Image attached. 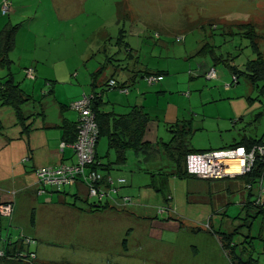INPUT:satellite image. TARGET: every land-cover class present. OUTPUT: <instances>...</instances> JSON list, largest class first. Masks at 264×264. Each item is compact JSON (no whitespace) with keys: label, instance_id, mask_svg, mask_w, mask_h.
<instances>
[{"label":"crops","instance_id":"obj_1","mask_svg":"<svg viewBox=\"0 0 264 264\" xmlns=\"http://www.w3.org/2000/svg\"><path fill=\"white\" fill-rule=\"evenodd\" d=\"M4 1L10 3L9 11L5 14L1 12V5ZM88 2L89 0L84 2L81 0H0V31L14 27L12 46L5 53L8 63L5 64V61H1L3 56L0 58V78L11 75L13 81L18 83L26 94L33 97L32 101L26 102L22 106L24 116L29 117L25 121V124L29 125L28 131L22 130V127L17 124L11 109L0 107V205L12 202V213L8 216L10 223L14 222L13 217L16 218L14 211L17 204L14 202V198H21L22 201H25V199L32 200V198H42L47 195H38L35 192L34 170L36 168L74 162L75 156L69 146L71 142L68 140L72 138L70 126L76 125L77 114L69 110L67 102L78 99L82 93L94 92L99 93L97 95L99 99L97 111L107 114L110 118L108 133L114 132L120 136L119 128L115 131L110 130L112 118L131 117L130 111L133 107H141L149 119L143 139L150 142L151 147L137 153L132 149H126L124 163H115V149L108 144V137L104 132L97 140L95 151L99 162V171L113 180L124 179L127 183L126 186L133 194L132 196L136 198V204L133 207L122 208L119 200L120 195H117L115 198L118 199L116 202L119 205H112L110 200L111 209L105 210L106 213L100 216L101 219L107 221L110 227L115 224L113 228L118 230L116 237L120 238V231L122 232L128 227L126 220H123L125 221L123 224L120 223L125 218L122 215L126 216V213H122L121 210L129 209L128 211L137 213L143 222L138 226L140 233H148L152 229L151 241L136 242L138 246L136 254L143 257L145 261L151 259L156 262V260L145 256L144 251L157 253L161 256V263L166 264H198L201 259L208 261L210 249L213 252L216 246L221 251L220 255H225L226 250L218 237L219 233L235 231L233 254L237 256V260H246L252 256L264 264V245L262 244L260 251H255L252 241L248 240V238H253L250 232L253 225L252 220L257 217V209L253 205L248 208L246 203L256 194L253 192L254 195L249 197V191L242 180L236 179V177L227 178L229 181H226V186L220 190L213 189L207 193V188L206 197L201 193L190 194L189 190L184 187V197L189 203L188 206L195 209V213L190 214L192 218L185 216V212L181 214L172 211L169 206L175 180L189 178L200 180L202 178L196 176L178 178L171 174V161L161 148V115L154 109H158L160 94L177 80L171 78V81H168L167 78H164V71L160 69L169 71L168 66L160 63L151 64L142 59V46L137 45L132 37L125 36L124 25L126 22L130 24V33L135 34L136 37H139L143 29L142 25L138 26L136 23L141 22L148 26L150 23H156L157 27L154 28L153 37L151 38L150 34H147L149 41L157 39V41L151 42L153 46L149 56L151 57L159 44L163 50L167 45H163L164 42L162 44L160 40L157 12V17L151 20L146 16L140 17L136 14L134 4L128 0H112L111 2L104 0L102 8L92 11L89 9L91 3ZM41 4H43L44 10L42 9L40 12L39 5ZM183 25L181 23L180 27H185ZM81 27L89 28V30L86 46L80 57L83 60L95 58L97 61L86 68L78 85L69 89L64 88L63 93L51 91L53 95L51 101H46V98L38 99L39 94L43 97L41 84L49 80L48 74H42L41 71L45 69L44 67H51L61 56L60 37L64 32H67L71 37H77ZM170 29L169 25L162 26L163 32ZM119 36L121 40H119ZM110 42L115 44V47L118 48L117 51L108 47ZM201 46L202 43H199L198 48ZM65 49L69 50L66 45ZM32 53L36 54L30 56ZM95 54H98L99 59L97 56L95 57ZM102 54L113 55L110 59L112 62H108L106 65L102 64L103 62L100 61ZM119 55H123L124 58L120 59ZM51 61L52 63H50ZM29 67L34 71L33 78H28L25 74V70ZM148 74L161 75L163 78L148 83L145 79ZM79 75L77 74L75 78L77 79ZM111 79L123 86L126 91L105 88L106 82ZM189 84L187 83L188 87H190ZM38 86L39 91H37ZM187 98L188 108L194 107L193 105L197 103L196 97L188 95ZM150 99H155V103H150L148 101ZM175 107L178 109L177 105ZM163 118L165 121L167 120V113ZM126 123L129 122L124 119L122 128ZM64 130L67 131L64 132ZM120 137H124V133ZM61 142L66 143L62 148L59 147ZM233 143L238 142L234 141ZM161 154L165 155L168 163L167 161L162 162ZM71 188L76 189V194L81 192L87 195L86 189L81 183H77ZM122 189L123 187L121 193L126 194ZM224 192L237 194L239 200L235 204L237 208L239 207L238 213L234 211L232 214L229 213L230 208L227 206L231 201L225 197ZM158 197H165L164 202L168 205L167 212L170 211L168 219L165 221L157 219L155 215L148 214L152 207L158 205V201H154L158 200ZM22 205L24 206L26 203L22 202ZM193 205L195 206L193 207ZM115 210H119L122 215ZM171 213H175L180 219L171 217ZM111 214L115 217L110 219ZM1 217L0 234L7 233V220ZM117 218L121 219L119 220L120 224H117ZM148 219L151 220L150 223H147ZM184 221H188V223ZM17 225L19 232L23 233L26 228L19 222ZM155 231H160L166 241L162 243H159L161 240L154 241L156 235H159L158 233L155 235ZM258 237H262V235L259 234ZM16 238H19L18 234ZM262 240L264 242V236ZM246 243L248 244L246 245ZM21 245L17 241L8 248L0 249L4 252V255L0 257V264H28L27 261L15 256L16 252L23 247ZM23 249L35 253V264H55L50 261L45 263L42 255H45L47 251L41 245L33 250H30L29 247H23ZM257 254L262 255V258ZM202 255L203 258H201Z\"/></svg>","mask_w":264,"mask_h":264},{"label":"rangeland","instance_id":"obj_2","mask_svg":"<svg viewBox=\"0 0 264 264\" xmlns=\"http://www.w3.org/2000/svg\"><path fill=\"white\" fill-rule=\"evenodd\" d=\"M128 1L134 4L135 13L140 17L146 16L152 20L157 17V12L160 40L161 43L164 42L163 45L166 44L167 46L162 50L161 44H159L151 57L149 56L153 46L151 42L157 41V39H150L149 41L147 34L149 33L150 37H153L154 28L157 27L156 23H150L151 27L141 22L136 23L138 26H143L139 37H136L135 34L130 33V24L123 22L125 23V36L132 37L137 45L142 46V59L151 64L160 63L168 66L169 71L160 69L164 71V78H167L168 81H171V78L177 80L176 83H172L168 89H164V92L160 94L158 109H154L161 115L160 126L163 142L168 141L171 135L167 130L168 126L178 120H186L188 123V127H186L188 130L187 147L195 152L221 149L234 141H242L244 137L255 139L264 134V97L259 95L256 87L244 73L235 72L237 82L231 83L232 73L228 68V65H231L238 71H243L242 64L244 65L248 59L255 58L256 53L264 57V0ZM103 2L104 0H89L88 3H91L90 11L102 8ZM42 9L44 10L43 4L39 5L40 12ZM181 23L185 27H180ZM246 23L255 24V27L258 28L256 31L259 36L255 38L256 48H253L249 38L242 35L236 27L238 24ZM164 25H169L171 29L163 32L162 26ZM88 30L89 28L81 27L77 37H71L67 32H64L63 36L60 37L62 43L61 56L51 67H44L45 69L41 71L42 74H48L49 80L41 84L43 97L39 94L38 99L46 98V101H51L53 98L51 91L63 93L64 88L69 89L78 85V81L85 74L86 68L97 61L95 58L83 60L80 57L83 48L86 46ZM176 37L181 38L180 42L175 41ZM199 43H202V46H206V43L213 45L215 54L221 56L222 60L226 59V62L219 61L217 64H213L211 58L196 55L199 50ZM65 45L69 50L65 49ZM108 47L113 50L116 49V51L118 49L113 42H110ZM206 50L208 49L204 48L203 52ZM36 53H32L30 56ZM96 56L99 59L98 54H95ZM112 56L102 54L100 61L105 65L108 62L111 63ZM119 57L120 59L124 58L123 55H119ZM210 67L215 70V77L208 79L205 72ZM77 74L80 75L76 79ZM187 83H190V87L187 86ZM226 85L230 86L226 88ZM39 89L38 86L37 91ZM90 93L85 92L81 96ZM97 94L99 95V93ZM188 95L197 99L196 105H193L192 108H188L186 102ZM148 101L155 103V99ZM70 102L72 101L67 102L68 106ZM175 105L178 106V109ZM69 110L75 112L70 108ZM166 113L167 120L165 121L163 116ZM161 160L163 163L167 161L164 154H161ZM221 179L223 180H193L190 178L175 180L169 206L172 211L181 214L185 212V216L192 218L190 214H194L195 209H192L188 206L189 203L185 202L183 188L189 190L190 194L201 193L206 197L207 188L206 192L208 193L213 189L220 190L226 186V181H229L227 177ZM61 191L76 193V189H70V187H65ZM43 195L46 196L32 198V200L25 199V201H22L21 198H14V202L17 204L14 211L16 218L13 217L15 223H10L9 217L5 215L7 214L6 209H8V214L12 213V202L1 203L0 216L7 220L6 228L8 230L7 233L0 234V249L8 248L16 243V235L19 234L17 227L19 222L21 226L26 228L23 232L25 237L34 240V243L22 244L23 247H29L30 250H33L37 246H43L47 251L45 255H42L45 263L50 261L55 264H166L161 263V256L157 253L143 252L145 256L156 260V262L151 259L145 261L143 257L136 254L134 241L136 244V242L142 243L152 240V229L148 233L138 231V226L142 223L139 218L127 220L128 226L134 227V230L128 240V252L124 253L121 251L119 243L123 237H116L118 230L113 228L115 224L110 227L107 222L104 223L105 221L100 220V217H94L84 212L86 208L83 201L87 200L89 195L79 192L78 195L81 197L78 200H74L70 195L54 193L53 191H47ZM224 195L231 201L227 206L230 208L229 213L232 214L233 211L238 213L239 207L237 208L235 204L239 200L237 194L225 193ZM154 201H158V205L152 207L148 214L150 216L155 215L157 219L165 221L170 213V211L167 213L164 211L168 205L160 197ZM22 202H25L26 205L23 206ZM7 205L11 206H9L11 211ZM114 217V215H110V219ZM171 217L180 219L175 213H171ZM150 219L153 220L154 218ZM252 221L250 234L253 238H248V240L252 241L255 251H260L262 244L264 245L262 240L264 217L258 215ZM184 222L188 223V221ZM156 233L159 235L157 236ZM259 234L262 237H258ZM155 235L154 241L161 240L159 243L166 241V238L161 236L160 231H155ZM210 252L207 257L209 260L201 259L198 264H234L232 260L235 257L229 256L227 251H225V255H220L221 251L216 246L213 252L211 249ZM258 256L262 258V255ZM213 258L214 260H211Z\"/></svg>","mask_w":264,"mask_h":264},{"label":"trees","instance_id":"obj_3","mask_svg":"<svg viewBox=\"0 0 264 264\" xmlns=\"http://www.w3.org/2000/svg\"><path fill=\"white\" fill-rule=\"evenodd\" d=\"M236 27L237 29L240 30V33H242V35L247 36L249 38L250 44L253 46V48H256L257 43H256L255 38L258 37L259 34L256 31L258 30V28L255 27V24L254 25L249 24V23L238 24L236 25ZM13 33H14V27H10V28L3 29L0 31V58H2L3 56L1 61H5V64L8 63L6 61L5 53L12 46ZM119 40H121L120 36H119ZM205 45L208 48L204 45L201 46L199 50L197 51L196 55L201 56V57L211 58L213 64H217L219 61H223L224 63L226 62L225 61L226 59L222 60L221 56H217L215 54L214 52L215 47L213 45H209L208 43H206ZM204 48L208 50H206V52H203ZM201 53L202 55H200ZM5 66H8V65H5ZM228 68L232 73H235V72H237L238 74L244 73L247 79L256 87L259 95L264 97V57L263 56H261L259 53H256L255 58L248 59L243 65V71H238L235 67L231 65H228ZM26 70H25V74H26ZM161 79H162V76H161ZM116 84L118 87H113L110 89L119 90L120 89L119 87L123 88V86L118 85V83ZM97 97L98 96H96L95 99H93V101L91 102V108L95 114V121L99 129L98 138L99 136L102 135L103 132L106 134V136L108 137L107 139L108 144L114 147L115 152H116L115 163H118V164L124 163L125 161L124 152L126 149H132L135 153H137L140 151H146L147 148L151 147L150 142L145 141L143 139L149 119H148V115L143 111V109H141V107L132 108V110L130 111L132 118L129 116H120V117L117 116V117L112 118L113 121L112 123H110V130L113 129L115 131L116 129L119 128L120 136L124 133V137H120L114 134V132H112V134L107 132V129L109 127L110 118L107 114L99 113L97 111V107L99 104V101H98L99 99ZM32 100H33V97L26 94L20 88L19 84L13 81L11 75H7V76L0 78V107H3V108L8 107L9 109H11L17 124H19L22 127V130L24 131H28L29 125L25 124V121H27L29 117L24 116L22 106L26 102H29ZM124 119L125 120L127 119L129 123H126V125L122 128V122ZM76 126H77V122H76V125L70 126V128L72 129V131H70L72 134V138L69 139L68 141L71 143L74 141L76 137ZM186 127H188V123H186V120H182V121L178 120L176 122H173L170 126H168V129H167L169 130L171 134L169 137V140L166 142H163V141L161 142L162 152L165 153V155L170 159L171 164H172L171 174L178 178H183L185 176L195 177L194 175L188 174L184 166L185 156L188 153L195 152L194 150L189 149L187 147L188 130ZM66 131L67 130H64V132ZM263 137H264V134L260 136L259 138H255V139L251 137H247V138L244 137L242 138V141L238 143H233L224 148H235V147L241 146L246 149H249L253 145H257V144H261L264 146ZM96 145H95V149H96ZM92 167H93V170H96L101 175L102 180L107 183L108 182L107 179L109 177L104 176L102 172L99 171L100 167H99V162L97 160L96 151H95V165H93ZM263 173H264V163L256 159L253 163V167L251 171L248 174L236 177V179L242 180L244 185H250V188L247 189L251 193L250 194L248 192L249 197L250 195L252 197L254 193L257 195V182ZM206 180H212V179H206ZM126 184L127 183L125 180L122 183L121 182L119 183L115 179L112 181L111 184L107 183V189H115L116 193L114 192L112 193V195H108L107 197L102 198L101 200H97L94 197L93 198L87 197L91 201H89L88 199L83 201L85 208H86L84 212L94 217L102 216L103 214L106 213L104 212L105 210L111 209L109 208L110 199H114L115 201H118V199L115 198V196L117 195H120L119 200L123 199L124 197H129L128 202H125V204L122 202V208L133 207L136 204V198L132 196L133 194L130 191V189L126 186ZM122 187H123L122 190H124L126 194L121 193ZM64 189L65 187L60 186L59 188H56V187L50 188L48 189V191H53L54 193H62L63 195H67V196L70 195L72 196L74 200H78L81 197L80 195H78V193L76 194V193L62 192L61 190H64ZM256 197L257 196H254V198L252 199L250 198V201L249 200L247 201L246 206L250 208V206L253 205L257 209L256 216H258L259 214L264 216V208L261 205L257 204ZM161 198H162V201L165 200V197H161ZM171 198L172 197H170V199ZM166 199L168 200L169 197ZM115 201L112 203V205L116 204ZM185 202L188 203L186 199H185ZM128 210L129 209L121 210L123 211L122 213H126V216L122 215L119 210H115V212H118V214H121L123 217H125L122 220L117 218L116 219L118 220L117 224H120V223L123 224L125 222L123 220L127 221L129 218L130 220L132 219L135 220L136 218H139V215H137V213L131 212ZM100 220L105 221L103 218ZM119 220H121L120 223H119ZM106 222L107 221H105L104 223ZM150 222L151 220L148 219L147 223H150ZM133 230H134V227L132 228V226L131 227L128 226L122 232L120 231V234L118 233L119 236L123 237L121 238V241L119 243L121 246V251L124 253L128 252V249H129L128 240H129V237L132 235ZM235 234L236 232L232 231L230 233H219L218 235L219 239L221 240L222 246L228 252V255L235 257V259L232 260L234 261V264H261L257 259H255L252 256H249L246 260H242V259L237 260V256L233 254V250L235 249V245L233 243V237L235 236ZM133 245L136 246L135 248V252H136V250L138 249V246L135 244V241Z\"/></svg>","mask_w":264,"mask_h":264},{"label":"built area","instance_id":"obj_4","mask_svg":"<svg viewBox=\"0 0 264 264\" xmlns=\"http://www.w3.org/2000/svg\"><path fill=\"white\" fill-rule=\"evenodd\" d=\"M9 1H4L1 5V12L3 14L9 11ZM180 37H176V41H180ZM26 76L28 78L34 77L32 68H27ZM206 78L210 79L215 77V70L210 67L205 72ZM232 82H237V75L232 73ZM148 83L156 82L161 79L160 75L148 74L145 76ZM230 85H226L228 88ZM105 88L118 87L116 82L111 79L106 82ZM120 88V89H119ZM119 91H126L119 87ZM97 93L91 92L89 95H82L81 98L70 102L69 108L74 110L77 114L76 137L69 146L75 156V161L71 164L61 163L58 165H46L34 170L36 177V194L43 195L50 188L71 187L77 183H82L85 186L87 195L94 197L97 200L112 195L115 189H107V183L111 184L113 179H107V183L102 180L101 175L93 170L95 165V145L98 140L99 129L95 121V114L91 108V102L97 96ZM66 143L61 142L60 148L64 147ZM264 146L261 144L253 145L249 149L244 147L235 148H221L210 149L202 152H192L185 156V169L186 172L202 179H221V178H235L248 174L256 159L264 163ZM121 178L117 182H123ZM50 187V188H49ZM247 189L250 185H245ZM117 191V190H116ZM116 193V192H115ZM256 202L264 208V173L257 182V195ZM112 203L114 199H110ZM129 201V197H124L120 200L122 202ZM116 202V201H115ZM119 205L118 202H116ZM10 205H7L8 208ZM12 208V207H11ZM10 208V211H11ZM6 216L8 214V209ZM165 212L168 211L166 208ZM19 238L16 239L20 244L28 245L34 243L32 238H27L22 232L18 234ZM21 248L15 254L16 258L27 261L28 264H34L36 255L33 251H26ZM4 252L0 250V257Z\"/></svg>","mask_w":264,"mask_h":264}]
</instances>
